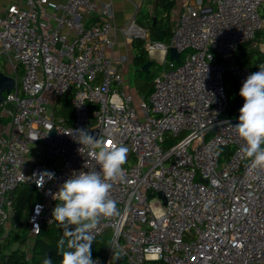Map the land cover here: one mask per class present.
<instances>
[{"label": "built area", "instance_id": "built-area-1", "mask_svg": "<svg viewBox=\"0 0 264 264\" xmlns=\"http://www.w3.org/2000/svg\"><path fill=\"white\" fill-rule=\"evenodd\" d=\"M48 2L26 0L0 14V58L16 84L0 101V233L19 183L40 194L28 232L53 223L52 194L73 173L97 167L91 147L76 140L83 129L106 147L128 149L124 177L110 190L118 214L92 232H110L93 258L98 264L116 255L119 264H264V174L248 173L239 158L242 141L231 127L239 115L227 113L224 77L230 73L240 88L249 75L230 58L261 28L264 0H189L168 41L152 39L132 17L124 33L141 38L160 66L139 110L119 68L125 56L107 55L109 7L85 22L83 14L97 8L92 0L53 2L44 11ZM171 46L178 60L169 58ZM69 88L66 116L56 106ZM227 145L233 148L221 158ZM45 171L54 177L38 187Z\"/></svg>", "mask_w": 264, "mask_h": 264}, {"label": "clouds", "instance_id": "clouds-1", "mask_svg": "<svg viewBox=\"0 0 264 264\" xmlns=\"http://www.w3.org/2000/svg\"><path fill=\"white\" fill-rule=\"evenodd\" d=\"M239 95L244 103L239 109L238 122L231 127L242 141L239 158L245 162L248 173H256L258 177L264 174V68L259 67L245 78ZM75 136L79 144L91 147V156L97 167L73 173L52 194L58 203L49 221L55 222L63 229V236L68 237L67 250H64L65 240H59L60 264H98L91 254L92 232L102 219L118 214L117 202L110 198V190L114 182L124 177L128 149L116 145L106 147L103 140L94 138L83 129L76 130ZM53 177L54 173H41L38 187L43 186L45 179ZM43 264H53L52 259L46 257Z\"/></svg>", "mask_w": 264, "mask_h": 264}, {"label": "trees", "instance_id": "trees-1", "mask_svg": "<svg viewBox=\"0 0 264 264\" xmlns=\"http://www.w3.org/2000/svg\"><path fill=\"white\" fill-rule=\"evenodd\" d=\"M175 0H142L139 9L135 14V21L145 27L150 37L155 40L168 41L171 36L170 10ZM260 15H264V9H261ZM261 30L256 31V35ZM264 34V30H262ZM251 40L241 43L236 51L235 59L241 65H246L250 73L264 68V53L260 51H248L247 44ZM134 49L132 62L134 65V79L142 80L140 89L143 96L147 97L152 88V77L159 71V67L152 71V65L149 70L144 71L140 67L148 59V55L143 46L141 38H132ZM4 62H0V71L4 72ZM21 68L17 67V75L21 74ZM249 73V74H250ZM225 86L228 94L233 95L234 88L239 87L237 81L232 78L230 73H225ZM139 89V90H140ZM140 90V91H141ZM69 94L57 99L56 110L62 115L70 116V106L67 104ZM232 103V96L230 103ZM166 135H168L166 133ZM232 145L222 148L221 158L227 156L232 150ZM12 196V215L11 225L5 231L0 233V264H43L46 257L52 259L53 264H60L62 256L58 254L59 240H65V249L68 237L63 236V229L58 228L55 222L47 224L43 222L39 230L33 234L28 232L29 215L33 204L40 198L39 192L31 187L29 183H19L11 191ZM58 201L53 202V209ZM74 228V226H72ZM110 238L109 230L104 231L94 237L91 246L92 258L102 255L103 250L108 245ZM154 262V263H153ZM152 264H163L160 261H152Z\"/></svg>", "mask_w": 264, "mask_h": 264}, {"label": "crops", "instance_id": "crops-1", "mask_svg": "<svg viewBox=\"0 0 264 264\" xmlns=\"http://www.w3.org/2000/svg\"><path fill=\"white\" fill-rule=\"evenodd\" d=\"M64 1L65 0H49V2L46 5H42L41 8L44 11H51L53 2H64ZM92 1L93 3H95L97 8L95 9L94 12H91L89 14L84 13L82 19L85 22L93 20L101 14L100 7L103 6V4H106L109 7L108 9L111 12V16L109 18L112 23L111 37L113 40V45L107 50V55L110 57L125 56V60L119 64V68L123 78V83L125 84V80L130 77L129 75L131 73V69L134 67L132 62L134 49L132 46V38H130L124 33L123 28L132 17L135 18V14L139 9L142 0H92ZM187 1L189 0H175L174 5L170 10L171 30H172V26L174 25V23L178 18V14L180 10L182 9L183 5L187 3ZM25 2L26 0H0V14H2L10 4L24 6ZM261 9H264V7L263 6L260 7L259 11ZM260 30L261 32L258 33V35H256V37H254V39H252L247 44L248 51H260L264 53V34L262 33V30H264V15L262 16V25ZM230 60L236 61L235 54H233ZM1 61L4 62L3 64L5 65L4 73L7 74L12 73L11 68L7 63L6 59L4 57H1L0 62ZM125 89L127 91L129 89L127 84H125ZM8 224L6 229L10 227V225Z\"/></svg>", "mask_w": 264, "mask_h": 264}, {"label": "water", "instance_id": "water-1", "mask_svg": "<svg viewBox=\"0 0 264 264\" xmlns=\"http://www.w3.org/2000/svg\"><path fill=\"white\" fill-rule=\"evenodd\" d=\"M168 56L171 59H175L178 60L179 59V52L176 50L175 47L171 46L168 49ZM153 63V60L148 58L140 67L142 70L144 71H148L149 70V65ZM15 77L4 73L2 71H0V101H2L4 99V93H8L11 90L15 89ZM239 87H235L234 88V92L232 95V103L230 104L227 113L228 115H239V109L242 107L244 100L242 97H240L239 95ZM71 89L69 88L66 92V95H68L70 93ZM51 134L54 133V130L50 131ZM31 187H33L32 184H30ZM158 195L163 199V202L165 203V196L163 194L162 191H158L157 192ZM122 260V256L121 255H116L112 261L111 264H119Z\"/></svg>", "mask_w": 264, "mask_h": 264}, {"label": "rangeland", "instance_id": "rangeland-1", "mask_svg": "<svg viewBox=\"0 0 264 264\" xmlns=\"http://www.w3.org/2000/svg\"><path fill=\"white\" fill-rule=\"evenodd\" d=\"M150 65H152V67H151L152 68V71H155L158 67H159L158 69H160L159 64L155 60H153V63L150 64ZM133 74H134V67L131 69V73L129 75L130 77L125 80V84H127V86L129 87L128 91L133 96V103H134L135 107L137 108V110H139L138 109V104H139L140 99L144 95L143 92H142V90L140 89V85L142 84V80H139V79H136L135 80ZM231 96L232 95L229 93V98H231ZM8 222H9L8 225H11L10 224L11 223V219Z\"/></svg>", "mask_w": 264, "mask_h": 264}]
</instances>
